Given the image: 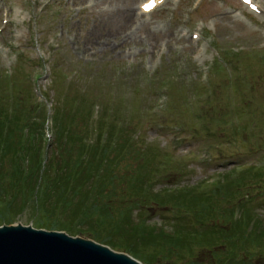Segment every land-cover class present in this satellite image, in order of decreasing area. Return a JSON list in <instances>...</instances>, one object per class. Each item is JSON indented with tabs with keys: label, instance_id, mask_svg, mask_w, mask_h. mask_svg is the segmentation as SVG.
Masks as SVG:
<instances>
[{
	"label": "rangeland",
	"instance_id": "374dc122",
	"mask_svg": "<svg viewBox=\"0 0 264 264\" xmlns=\"http://www.w3.org/2000/svg\"><path fill=\"white\" fill-rule=\"evenodd\" d=\"M143 1L4 0L0 16L7 10L10 19L6 26L0 23L5 27L0 73L25 96V110L45 111L47 158L55 146L51 116L56 109L78 107L82 115L95 116L88 133L82 129L85 139L98 116L109 117L115 137L125 132L139 138L136 150L153 158L146 173L142 170L152 195L172 197L174 190L190 188L184 191H192L203 217L228 232L225 239L242 238L234 246L235 240L222 242L219 234L217 244L206 247L203 241L179 256L152 247L148 254L157 264H224L226 247L233 249L229 264H264V242L261 249L250 244L257 221L264 219V0H255L260 13L240 0H166L148 17L138 15ZM203 26L197 44L193 35ZM128 162L115 167L122 178L118 192L109 193L102 207L109 204L115 212L130 207L134 225L144 222L170 235L174 228L184 230L186 223L171 210L172 203L162 208L152 196L138 205L131 190L122 192L128 189L120 182L127 179ZM243 171L245 182L224 189L231 198L226 193L220 207L207 210L200 204L213 205L210 201L217 198L214 179L233 173L229 180H238ZM235 207L242 216L237 222L231 215ZM33 215L31 208L11 225L37 228ZM38 219L43 230L60 231L52 230L53 221L64 215L57 210ZM86 223L89 227L78 224L84 231L78 237L102 244L89 236L95 225Z\"/></svg>",
	"mask_w": 264,
	"mask_h": 264
},
{
	"label": "trees",
	"instance_id": "16d2710c",
	"mask_svg": "<svg viewBox=\"0 0 264 264\" xmlns=\"http://www.w3.org/2000/svg\"><path fill=\"white\" fill-rule=\"evenodd\" d=\"M6 79L0 73V226L11 225L16 221V215L32 208L34 212L32 217L36 219L33 225L42 229L45 225L39 221V216L43 213L52 216L59 210L64 215V220H54L52 230L79 236L84 234V231L78 224L84 223L87 226L88 221L95 225L90 237L115 250L124 249L145 264H157L156 259L148 254L152 247L155 251L179 256L180 253L193 252L194 246L203 241L206 247L217 244L216 235L219 234L223 236L222 242H231L233 238H224L228 232L221 228L220 224L201 215L202 211L197 207L199 206L197 198L193 196L192 191H184L191 190L190 188L174 190L178 192L172 197L167 196L169 198L152 195L150 188L143 181L142 170L146 169V166H143L145 162L153 158L146 159L145 153L136 150L137 144H140L139 138L125 132L115 137L112 119L109 117L98 116L95 120L97 122L95 130L93 133L91 131L90 138L85 139L82 129H88L89 120L94 115H82L78 107L73 112L66 108L56 109L51 116L55 146L51 157L47 158L49 139L45 134V111L42 108L38 113L36 110H25L23 104L27 99L18 92V89H14L12 84L9 85L10 79ZM26 120L31 123L27 124ZM103 130L105 132L102 141ZM143 159L145 162L141 163ZM124 161H129L125 168L130 167V171L127 179L120 181L128 184V189L123 188L122 192L131 190L130 193L137 196L135 204L138 205L141 201L149 202L150 198L153 199L152 196L159 201L158 203L153 199L152 203L162 205V208L172 203L170 205L174 208L170 207L171 210L179 216L181 222L186 223L184 230L174 228V233L170 235L163 230L156 231V228L148 227L144 222L134 225L130 207L123 208L126 212L110 211L109 204L102 207V201L110 196L109 193L117 195L116 187L122 178L114 169ZM134 164L139 168L133 169ZM153 169L148 167V173H152ZM243 172L236 177L238 180H229L233 173H230L231 176H223L216 183L219 186L216 190L218 199L215 196L210 201L213 205L203 201L200 204L207 210L213 209L214 205L220 207L222 201L220 199L226 201L224 198L226 193L231 198L230 193L224 189L228 186L236 187L241 181L245 182V171ZM87 186L90 189H86ZM109 187L113 188V192ZM165 192L167 191H162ZM130 196L128 194V198ZM231 215L235 222L242 218L241 213L235 216L234 209ZM82 217L86 221L81 219ZM192 218L196 220L193 221ZM188 221L192 224H188ZM203 222L206 223L203 225ZM73 223L77 225L73 226ZM198 223L202 225L200 231H197ZM257 224L258 228L254 230L255 236L250 240V244L261 249L264 242V219H259ZM98 228L105 231H99ZM197 233L200 235H196ZM190 240L196 241L189 244ZM234 240V246L242 242L241 237ZM225 249L229 256L223 263L229 264L232 261L230 252L233 249L230 247Z\"/></svg>",
	"mask_w": 264,
	"mask_h": 264
},
{
	"label": "water",
	"instance_id": "95a60500",
	"mask_svg": "<svg viewBox=\"0 0 264 264\" xmlns=\"http://www.w3.org/2000/svg\"><path fill=\"white\" fill-rule=\"evenodd\" d=\"M0 264H143L126 253L65 232L0 227Z\"/></svg>",
	"mask_w": 264,
	"mask_h": 264
}]
</instances>
